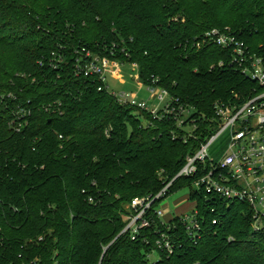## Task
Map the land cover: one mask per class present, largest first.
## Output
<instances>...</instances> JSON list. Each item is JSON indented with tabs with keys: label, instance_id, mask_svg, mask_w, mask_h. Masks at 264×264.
Wrapping results in <instances>:
<instances>
[{
	"label": "trees",
	"instance_id": "16d2710c",
	"mask_svg": "<svg viewBox=\"0 0 264 264\" xmlns=\"http://www.w3.org/2000/svg\"><path fill=\"white\" fill-rule=\"evenodd\" d=\"M227 26L264 54V0H0V264H264V226L255 229L250 206L219 201L212 211L195 190L198 241L177 217L172 254L155 245L159 219L135 239L122 233L132 199L156 194L208 138L214 103L248 95L253 83L219 66L225 51L196 45ZM60 44L68 61L54 69ZM83 44L137 62L144 83L155 76L195 109L196 136L76 76ZM20 108L30 113L18 131Z\"/></svg>",
	"mask_w": 264,
	"mask_h": 264
},
{
	"label": "built area",
	"instance_id": "2783aa9c",
	"mask_svg": "<svg viewBox=\"0 0 264 264\" xmlns=\"http://www.w3.org/2000/svg\"><path fill=\"white\" fill-rule=\"evenodd\" d=\"M198 48L209 45L225 51L227 58L219 66L233 69L253 83L246 97L235 93L232 98L219 99L214 103V116L211 119L208 138L198 149L186 156L185 164L178 174L169 180L156 194L134 197L130 204L131 211L126 216V226L122 233H130L135 239L141 230L152 226L159 219L162 228L157 231L155 245L158 249L172 254L176 243L168 232L172 224L162 220L165 213L155 206L158 201L172 194L177 181L189 180L192 190L204 192L205 204L245 202L254 215V227L260 230L264 226V54L254 52L248 43L230 27H212L196 41ZM60 44L51 51V66L57 69L68 61V52ZM72 62L76 76L97 77L98 90H107L121 105L147 112L159 120H172L185 136L195 137L199 129V119L194 116V108L174 96L161 86L159 80L152 78L144 83L140 80L137 62H128L100 55L87 44L79 45L73 50ZM130 63L138 83L136 92L111 90L106 76L114 74L121 77V65ZM42 64V62H41ZM147 91L149 98L157 103L149 105L148 99H140L139 92ZM246 92V91H245ZM51 108V107H48ZM55 111V109H53ZM30 112L20 108L16 112L12 127L20 131L25 118ZM226 131H229L227 149L218 160L211 157V145ZM109 133L108 131L106 132ZM90 201H93L90 198ZM190 212H179L174 216L186 227L190 239L194 242L202 237V218L198 201L194 200ZM173 219V218H172ZM213 219V224L219 223Z\"/></svg>",
	"mask_w": 264,
	"mask_h": 264
},
{
	"label": "rangeland",
	"instance_id": "374dc122",
	"mask_svg": "<svg viewBox=\"0 0 264 264\" xmlns=\"http://www.w3.org/2000/svg\"><path fill=\"white\" fill-rule=\"evenodd\" d=\"M122 74L121 77H117L114 74H107L106 79L111 88V90L118 91H128V92H136L138 90V83L134 77L136 71L132 70V66L130 63L125 62L121 65ZM139 98L148 99L149 95L147 91L141 90L139 92ZM149 105L151 106L153 103H157L155 99H148ZM141 121L146 122L144 118L140 117ZM229 142V131L224 132L210 147L211 157L215 160H218L224 151L227 149ZM196 190V189H195ZM192 189L190 186H184L178 189H174L172 194L168 197L158 201V208L162 209L165 213L162 218L163 221L168 223L172 218H174L175 214L190 212L194 205V200L191 198ZM229 205L231 202L228 203ZM157 257L156 253H152L151 259H155Z\"/></svg>",
	"mask_w": 264,
	"mask_h": 264
}]
</instances>
